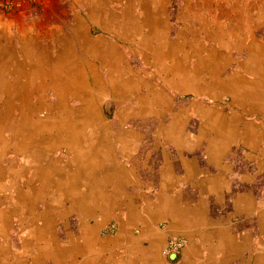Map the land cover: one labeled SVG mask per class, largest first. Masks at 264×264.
<instances>
[{"label": "crops", "instance_id": "0c3cea01", "mask_svg": "<svg viewBox=\"0 0 264 264\" xmlns=\"http://www.w3.org/2000/svg\"><path fill=\"white\" fill-rule=\"evenodd\" d=\"M224 1L227 13L237 8L254 22L252 34L228 49L248 51L242 68L250 76L236 72L219 79L218 65L206 64L199 77L201 96L217 101L191 106L206 162L141 153L143 139L112 137L105 119L94 125L81 115L67 123L57 105L51 109L55 118L31 120L15 132L2 128L7 143L0 144V159L13 156L9 168H1L0 264H169L161 251L177 237L185 240L181 264H203L206 256L207 264H239L245 251V264L251 263L257 245L264 246V37L254 38L256 26L264 29V0ZM6 34L19 48L30 37ZM7 44L5 39L1 45ZM222 95L230 102H219ZM229 155L240 167L254 168L240 174L239 165L225 161ZM208 163L216 166L213 172ZM235 169L239 179L231 181ZM259 176V196L241 192V183L253 191ZM230 192L232 213L224 218L222 211L217 219L214 207H223ZM111 223L117 232L105 234ZM244 223L257 225L259 243L254 230L241 228Z\"/></svg>", "mask_w": 264, "mask_h": 264}, {"label": "bare ground", "instance_id": "6f19581e", "mask_svg": "<svg viewBox=\"0 0 264 264\" xmlns=\"http://www.w3.org/2000/svg\"><path fill=\"white\" fill-rule=\"evenodd\" d=\"M216 2L219 1H203L194 9L195 13L185 12L180 15L181 20L189 22L187 33L190 37L186 39L182 33L184 38L179 36L175 40L170 39L168 24L171 18L163 0H127L128 7L113 11L106 9L105 0L91 3L87 14L88 21L109 33V38L95 39L87 30L70 28L63 37L58 35L47 46L37 44L32 37L19 48L11 46V37L0 32V123H9L17 115H22L20 124L24 128L25 124L28 125L34 119V115L31 118L25 116L26 108L33 107L34 111L43 106L44 93L50 89L56 93L59 91V103L55 111L62 109L63 112L59 113L62 120L68 123L76 115H86V120L95 121V125L101 120L92 113L98 102L97 97L109 94L119 102H124L138 95L141 89L152 88L130 66V62H125L123 48L126 52L140 57L142 63L152 61L164 74L180 79L176 83L179 89H201L199 77L204 73L206 64H209V58L198 56L196 63L192 65L190 58L196 48L193 45L198 44L202 49L205 40L209 44L222 41L229 49V46L231 48L237 45L245 33L252 31L251 24L254 23L251 16L237 14V8L227 13L226 20H222V15L217 13L219 4ZM135 4L140 6L138 10L134 9ZM193 24L198 28H191ZM201 33L205 35L204 41L199 40L198 35ZM5 39H8V44L1 45ZM216 52L217 50H212L208 55L213 57ZM225 63L220 65L223 72L226 71ZM191 81H194L193 84ZM218 83L222 85V80ZM241 86L238 85L239 88ZM230 87L228 83L226 88ZM28 92L31 93L30 97ZM67 95L81 101L83 110L71 108ZM153 104L155 103L152 98L144 96L137 99L134 106L121 110L120 116L137 118L152 113ZM3 175L4 171L0 168V177ZM249 261L251 264H264V252L251 254Z\"/></svg>", "mask_w": 264, "mask_h": 264}, {"label": "rangeland", "instance_id": "374dc122", "mask_svg": "<svg viewBox=\"0 0 264 264\" xmlns=\"http://www.w3.org/2000/svg\"><path fill=\"white\" fill-rule=\"evenodd\" d=\"M203 1L206 0H163V4L165 5L167 13L171 18L168 24V32L170 33L171 40H175L179 36L181 38H184L185 36V39L190 37V34L187 33L189 22L181 20L180 15H183L185 12L195 13L194 9L196 10ZM215 1H219L218 3L221 4V7H217V13L220 16L222 15V20H226V13L229 9L228 1ZM96 2L97 0H0V32L4 36H7L6 33L16 36H21L26 33L30 36L27 40L34 37L37 44H40L41 46H47L58 35L63 37L70 28L80 29L81 31L87 30L95 39L100 37L109 38L111 37L109 33L103 32L97 24H94L87 19L89 5ZM105 3H107L106 9L111 11L128 7L127 0H105ZM133 7H135V10H138L140 6L135 4ZM206 12H208V10ZM191 28L196 29L198 27L193 24L191 25ZM255 28L254 38L262 40V37H264V29L255 30ZM251 34L252 32H250V35ZM198 36L199 40H205L204 34L201 33ZM251 39L252 37L249 38L250 43ZM225 46L226 45H224L222 41L216 44H209V42H205L202 49L198 46V44L193 45V48H196L192 51L190 62L192 65L195 64L196 60L200 56L203 59L209 58L208 63L210 62L209 64L211 66L215 67V64H219V70H215V73L219 79L223 80L227 79L230 74L236 72H241L244 75L250 76L248 70L244 67V69L242 68L244 63L248 60V51L241 50L242 48H240V50L238 48L228 50V48H226L227 46ZM206 49L207 52H205ZM123 50L125 62H130V66L133 67V69L139 73L140 77L145 80L146 84L152 86V88L150 90L143 88L139 91L138 95L133 96L124 102H119L109 94L97 97L98 102L93 109L94 113L97 114L95 117L111 122L109 130L112 137H139L140 139H143V143L140 144L139 150L141 153L150 155H162L164 153L170 155L179 154L184 157L197 158L198 161L200 160V164L203 165L204 162H206V160H204V157L206 156L204 153V144H200L199 142L201 128L198 114L194 112V107L198 109L202 104L201 102H204V104H207L208 106L215 105L217 101L206 96H201L199 88L189 87L187 90L178 89L176 86L178 84L176 83H178V80L180 79H173L171 75L164 74L161 70H159L160 67L158 65L156 67L153 65L152 61L150 62L151 64L142 63L140 57H136L132 53L126 52L124 48ZM212 50H217V52L213 57H210L208 54ZM225 62L227 63V69L223 72L220 69V65H223ZM148 73L150 74L149 76L147 75ZM193 82L194 81H191L190 83L193 84ZM213 83L209 84L210 87H213L214 91H219L220 89L218 88V90H215ZM28 94L30 97L31 93L28 92ZM44 94L45 102L43 103V106L38 107L34 111L32 109L33 107L31 109L29 107L26 108V112H24L26 117L31 118L34 115L33 120H47L55 118L51 109L54 105H58L59 94L50 89L45 91ZM141 96H148L154 100L155 104H153L154 108L151 110L152 113L142 115L138 118L133 117L129 119H120L122 118V116H120L121 110L127 108L128 106H134L136 100L142 98ZM67 97L70 107L73 109H79L82 107L83 104L81 101L78 99H71L70 95H67ZM222 97L223 100L219 102H230L229 96L222 95ZM19 100L21 99H18V101ZM108 104H110L109 107ZM4 111L5 109H3V112ZM60 112H63L62 109L61 111H57V113ZM100 114H102V117ZM21 116L17 115L9 123H0V129H5L6 133L8 129H12L9 132L19 130L18 127L21 126ZM77 117V115L74 116V118ZM26 130H28V128ZM0 138L1 145L2 142L7 143L5 135L1 130ZM131 146L135 145L131 144ZM12 156L13 155L10 152L5 154V156L0 159V168L7 170L10 166ZM225 161L234 166V168H237V165L240 167V164H237V160L232 158V155H229ZM215 167V165L208 163V170L210 172H213ZM248 168L251 170L254 167L253 165L245 163L243 167H240L238 172H240V174L244 173L245 171H248ZM229 179H231V181H237L239 179L237 177V171L235 176L230 174ZM262 179L263 177L260 176L257 178L253 191H248V185L241 183L240 190H243L241 192H251L253 195L259 196L260 188L263 182ZM231 202L232 192L226 196V202L223 207H214L213 211L217 219L220 218L219 216H222V211L224 212V218H227V216L232 213ZM253 224L254 223L249 226V224L244 223L241 224V228H250L254 230V238H256V242L259 243L258 239L262 235L260 234L257 225ZM117 229V225L115 223H111L104 230V233L114 235L117 232ZM257 248L260 251H256L255 253L264 252V246L262 244H258ZM161 255L165 258L164 251H161ZM248 256V251H245V254L240 258L239 264H245ZM182 257L183 254L174 261L169 260V264H181L183 259ZM206 258L207 256L205 257L203 264H207ZM216 259L219 261V256H217ZM251 263L247 262L246 264Z\"/></svg>", "mask_w": 264, "mask_h": 264}, {"label": "built area", "instance_id": "2783aa9c", "mask_svg": "<svg viewBox=\"0 0 264 264\" xmlns=\"http://www.w3.org/2000/svg\"><path fill=\"white\" fill-rule=\"evenodd\" d=\"M185 246V240L177 237V238H171L168 241V244L164 250V254L169 258V260L174 261L180 257L183 247ZM173 255L175 256V259H172L171 257Z\"/></svg>", "mask_w": 264, "mask_h": 264}, {"label": "water", "instance_id": "95a60500", "mask_svg": "<svg viewBox=\"0 0 264 264\" xmlns=\"http://www.w3.org/2000/svg\"><path fill=\"white\" fill-rule=\"evenodd\" d=\"M109 106H110V104H108V107H109ZM175 256H176V255H173L171 258H172V259H175Z\"/></svg>", "mask_w": 264, "mask_h": 264}]
</instances>
